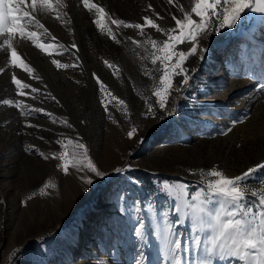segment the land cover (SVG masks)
I'll return each mask as SVG.
<instances>
[{
    "label": "rangeland",
    "instance_id": "374dc122",
    "mask_svg": "<svg viewBox=\"0 0 264 264\" xmlns=\"http://www.w3.org/2000/svg\"><path fill=\"white\" fill-rule=\"evenodd\" d=\"M149 1L93 0L132 23H142L144 15L152 14L147 11ZM157 1L161 9L155 10L164 15L166 0ZM64 2L68 7L62 11L68 16L63 19L71 23L52 16L40 19L60 43L69 47V52L49 57L31 42H20L18 48L35 69L33 75L41 80L8 67L0 49V66L5 67L0 73V264H99L101 260L106 264H135L141 251L147 258L145 264H168L160 251L163 214L175 220L177 213L171 199L165 202V194L159 190L162 183H187L199 191L207 179L201 176V170L216 167L234 177L264 161V91L258 88L260 80L253 81L254 92L235 91L230 84L238 79L250 80L249 63L243 56L249 53L252 59V47L258 43L264 50V22L249 13L252 19L247 25L202 38L200 44L208 49L205 59L194 56L186 63L185 67L195 70L193 79L182 91L171 93L168 110L174 108L175 113L169 116L159 109L152 95L161 74L157 71L159 64H151L150 48L146 53L144 47L131 42L143 39L137 30L114 26V32L106 19L120 41L116 43L97 29L94 16L79 0V6H73L72 0ZM179 2L188 9L191 0ZM158 23L170 25L167 19ZM146 33L158 40L164 38L152 29H146ZM73 42L78 52L70 48ZM125 49L134 68L123 63ZM77 55L79 67L58 70L51 64L52 58L73 64ZM145 69L151 76L145 75ZM13 73L40 88L41 95L36 99L31 95L16 97L11 84ZM93 73L124 105L101 94ZM175 79L179 82L181 78ZM45 93L56 100L46 98ZM9 98L42 108L51 117L43 113L22 117L16 108L2 104ZM102 99L108 103V112ZM146 101L154 105L155 118L146 114ZM237 120L243 123L232 127ZM26 123L39 128L25 127ZM132 127L137 133L129 138L127 132ZM228 127L232 131L222 135ZM68 139L87 146L104 177L71 168L65 175L57 167L59 161L51 159L50 154L64 150L71 154L74 147L67 144ZM29 146L35 147L26 151ZM36 149L49 159L37 154ZM116 168L126 171L117 173ZM83 175L90 176L94 183L83 184ZM258 176H264V169L251 180L256 181ZM49 181L56 188L46 189L47 195H41L40 189ZM141 220L147 242L131 231ZM190 228L191 223L185 221L178 231L187 239ZM194 258L187 257L185 264Z\"/></svg>",
    "mask_w": 264,
    "mask_h": 264
},
{
    "label": "snow or ice",
    "instance_id": "6c2138e0",
    "mask_svg": "<svg viewBox=\"0 0 264 264\" xmlns=\"http://www.w3.org/2000/svg\"><path fill=\"white\" fill-rule=\"evenodd\" d=\"M79 2L94 16L93 23L97 29L101 33L106 32L114 42L120 43L112 28L106 24V19L117 28L137 30L143 37L142 40L132 39L131 42L137 47H144L146 53L150 48L151 64L154 67L159 64L157 71L161 74L158 77V86L153 89L152 95L156 98L155 104L159 109L169 116L175 113L174 108L168 110L171 93L182 91L193 79L192 73L195 70L185 67L186 63L194 56L201 61L205 59L208 49L200 44V40L225 29L232 30L238 25H247L252 19L249 13L264 16V0H191L188 9L179 0H166V4L174 9L167 12V17L174 23L164 27L158 21L165 20L166 17L157 12L152 4L147 6V11L151 12V15H144L142 23H132L118 18L93 0H79ZM67 7L64 0H0V49L4 50L3 63L13 69L22 70L28 74V77L41 80L39 76L33 75L35 69L18 51L20 42H31L32 46L49 57L69 52V47L60 43L40 19L41 16H52L62 23H71L70 19H63L68 16L67 12L62 11ZM146 29L155 30L164 38L158 40L147 34ZM186 44L190 47L187 49L181 47ZM70 48L79 51L75 42ZM79 61L77 55L73 64L61 63L55 58L51 59V64L59 70L79 67ZM105 63L109 67H115L109 61ZM3 72L5 67L0 66V73ZM144 72L145 75L151 76L147 69ZM92 75L106 99L124 105V101L113 96L95 73ZM176 77L181 78L179 82L176 81ZM11 84L15 86L16 97L27 98L31 95L36 99L41 95L40 88L32 87L18 78L15 73L11 75ZM260 90L264 91V85H261ZM44 95L46 98L56 100L51 93ZM2 104L16 108L25 118L33 113H43L51 117V113L33 107L20 99H4ZM101 104L105 112H108V103L105 99L101 100ZM146 105V114H151L155 118L154 105L147 101ZM125 112H127L126 105ZM55 122L53 120V123ZM63 123L69 128L72 127L67 120ZM237 123L243 121H234L232 127ZM25 127L39 128L38 125L31 123H26ZM232 127L226 128L221 134L228 135ZM135 133L137 128L132 127L127 132V136L133 138ZM40 139L44 138L40 137ZM57 143L62 141L58 140ZM67 144L74 147L71 154L67 150L50 154L51 159L59 161L57 167L65 175L69 174L71 168L78 172L91 173L95 177L105 176V172L99 170L90 158L89 149L82 141L74 142L68 139ZM34 147L29 146L25 150ZM36 152L44 159H49V155L39 152L38 149ZM261 169H264V161L248 167L242 174L234 177L216 167L201 170V176H206L207 179L199 191L192 190L187 183L167 181L162 183L159 190L165 194L166 203L169 199L172 200L174 211L177 213L175 220H170L166 212L163 214L160 251L168 264H185L189 256L195 257L189 261V264H217L218 261L233 260L236 264H264V176H258L256 181L251 180V177ZM125 171L124 168L115 169L117 173ZM81 180L83 184L89 186L94 183L88 175L81 176ZM250 184L253 187H250ZM49 188L54 189L56 185L51 181L45 183L40 189V194L47 195L45 190ZM193 191L194 194H191ZM119 196L120 194L117 193L118 198ZM31 198L30 196L29 199ZM185 221L191 223L190 236L187 239L178 231V226ZM145 227V223L141 220L131 231L137 238L147 242ZM201 253L202 256L199 255ZM146 259L141 251L135 264H145Z\"/></svg>",
    "mask_w": 264,
    "mask_h": 264
},
{
    "label": "bare ground",
    "instance_id": "6f19581e",
    "mask_svg": "<svg viewBox=\"0 0 264 264\" xmlns=\"http://www.w3.org/2000/svg\"><path fill=\"white\" fill-rule=\"evenodd\" d=\"M72 3H74L73 6H79L78 5L79 4L78 0H72ZM149 4H152V6H153L154 9H161L160 2H158L157 0H150L149 1ZM170 10L174 11V9H172L171 6H168L167 5V8H165V10L163 11V14H164V16L166 17V19L170 23H174V22H171L170 21V18L169 17H167V12L170 11ZM256 15H257L258 22H262V21L264 22V16H260L258 14H256ZM108 22L110 23V21H108ZM111 26H112L114 32H116V30L114 28V25H111ZM248 50H249V46H248ZM252 50L254 51V54L252 56V59H250V54L249 53H247V54H245L243 56L244 60L247 63H249L248 64V66H249L248 67V74L251 76L250 77V80L249 81H245L243 79V77H241L240 79H243V80H239L238 79V80H235V82L232 81L230 84L232 86L234 85L233 87H234V90L235 91H239L240 89H244L245 91L248 90V92L253 91V88H254L252 86L253 81L256 82L257 80H260L259 87L258 88H260L261 85H264V78H263L264 76L263 77L261 76V73L264 74V50H263V47H262V45H260L258 43V45H254V47H252ZM122 57H123V63H124V65L127 68H134L135 67L134 66L135 64L133 62V59L131 58L129 52L126 49L123 51ZM224 79H225V77L223 75V78H221V80L223 81ZM99 264H106V261L101 260V262H99Z\"/></svg>",
    "mask_w": 264,
    "mask_h": 264
}]
</instances>
